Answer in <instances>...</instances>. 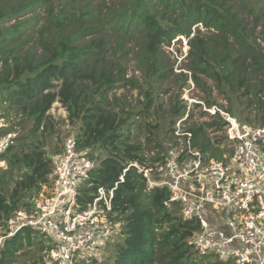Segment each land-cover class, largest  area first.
<instances>
[{"label": "trees", "instance_id": "obj_1", "mask_svg": "<svg viewBox=\"0 0 264 264\" xmlns=\"http://www.w3.org/2000/svg\"><path fill=\"white\" fill-rule=\"evenodd\" d=\"M36 9L43 15L37 16ZM27 12L33 13L30 19H18ZM35 18L43 20L34 38L39 53L33 46L24 47L32 38L28 27ZM10 20L15 22L3 25ZM178 36L187 38L186 61L181 67L187 72L173 73L172 64L163 57V46L170 47ZM109 49L113 57L106 60ZM131 49L141 80L125 77L122 58ZM0 62V103L15 107L31 122L27 135L4 154L7 168L0 169V228L15 209L36 197L46 184L51 157L45 151L44 136L53 128L47 112L59 101L68 119L79 121L74 136L78 147L88 149L97 160L80 199L87 201L98 187L118 183L112 198V219L122 223L121 237L110 249L111 261L104 264H153L156 260L160 264H202L206 260L194 256L189 243L198 223L182 219L176 204L169 208L164 205L169 196L167 188L147 189L142 175L133 166L126 167L147 160L152 165L161 159L164 146L152 133L156 125L147 118L153 110L157 113L153 109L158 101L155 93L170 76L175 77L177 90L169 97L166 111L171 132L175 120L186 111L179 96L188 77L205 93L207 105L214 103H210L209 81L218 93L226 94L225 98L231 94L236 99L246 96L243 103L253 106L255 119L264 125V0H115L110 4L0 0ZM55 81L56 91L52 90ZM125 84L138 88L143 101L137 111L121 109L117 115L109 107L107 94ZM226 111L235 114L231 106ZM134 124L150 131L144 144L156 154L149 159L143 153V143L133 140ZM210 127L224 134L219 115L188 125L186 130L191 132L195 147L220 158L222 149L216 144L222 141L206 134ZM96 150L102 158L93 155ZM34 236V232L23 229L7 238L0 246V264H11L25 246L37 244L40 251L47 248L41 241L36 243ZM38 263L42 264V259L29 264Z\"/></svg>", "mask_w": 264, "mask_h": 264}, {"label": "built area", "instance_id": "obj_2", "mask_svg": "<svg viewBox=\"0 0 264 264\" xmlns=\"http://www.w3.org/2000/svg\"><path fill=\"white\" fill-rule=\"evenodd\" d=\"M195 104L222 119L228 152L222 149L220 158H214L193 145L191 132L179 128L188 117L186 107L175 121L161 159L152 165L132 163L126 169L133 166L147 189L167 188L164 205L176 204L182 219L198 223L189 240L193 253L233 264H264V125L241 123L215 104ZM4 120L0 103V169L7 168L4 154L15 139L14 132L4 131ZM88 152L78 147L74 136L64 140L61 151L51 156L43 192L15 209L0 228V246L24 229L45 239L42 264L108 261L111 245L121 237L122 223L112 219L118 183L98 187L87 201L80 199L97 166Z\"/></svg>", "mask_w": 264, "mask_h": 264}, {"label": "rangeland", "instance_id": "obj_3", "mask_svg": "<svg viewBox=\"0 0 264 264\" xmlns=\"http://www.w3.org/2000/svg\"><path fill=\"white\" fill-rule=\"evenodd\" d=\"M82 1V0H81ZM93 3H107L110 4L112 1L115 0H91ZM37 16H42L43 12L42 10L36 9L35 12ZM33 16L32 12L22 13L18 19H30ZM33 23L29 25L28 32L32 34V38L27 42L28 46H33L35 50L39 53L40 48L34 43L35 38V31L40 27L42 23L41 18H35L32 20ZM15 20H10L9 22H6L3 24L4 26L13 24ZM200 27V25H199ZM260 27H256V33L259 31ZM193 32V28L191 29ZM192 33H190L189 36H191ZM179 38V39H178ZM187 38L185 36H178L176 37L170 47L163 46L164 52L163 57L168 63L172 64V72L177 73L179 71L187 72V70L182 69L183 62L186 61L185 55L187 54L188 46H187ZM263 46V44H261ZM133 50H129V53L127 56H123L122 60L125 62V77H132L134 79L141 80L142 79V73L141 71L136 67L135 60L132 58ZM112 50L109 49V51L106 53V60L112 58ZM1 66V62H0ZM56 85L52 87V90H58V86L56 82ZM175 77L170 76L165 82H162L160 86L157 88V93L155 95H158V101L155 103L153 109L157 110V113H155V110H153L152 115H150L147 118V121H149L152 125H156V128L151 129L152 133H154L157 136V140L162 143V145L165 147L167 143L171 142V128L168 124V117L166 115V111L169 108V97L176 94L177 90L175 87ZM209 85L212 86V90L210 93L211 100L214 101L215 105H218L220 108L226 110L229 106L233 108V111L235 112L234 116L238 119H241L240 122L244 124H255L259 125L257 119H255V110L252 105L250 104H244L243 102L247 99L246 96H240L238 99H236V96L234 95H228V98L226 94H220L217 92V90L213 87L211 81L208 82ZM179 96V99L182 100V104H184L188 108V117L179 123V128L184 129L187 128L188 125H192L194 123L200 122V121H211L214 119L215 116H211L208 112L203 113V109L201 105H197L195 103H199V101H202L205 105L206 102L203 99L204 92L200 91L192 80L188 77L187 81L182 84V89ZM108 100L110 101L109 107L113 108L115 113L117 115H120V110L126 111L128 109L132 111H137L141 106L140 102L143 101V95L139 91L138 88H134L129 84H125L123 86H118L114 88L113 90L109 91L107 94ZM249 97V95H248ZM197 105V106H196ZM211 105V104H210ZM4 109H5V120H4V131L8 132H14L15 139L14 143H16L17 139L20 137L26 136L28 133V130L31 126V122L29 120H26L23 118L19 113H17L15 107L7 108L8 104L3 103ZM124 113V112H123ZM121 114L124 116V114ZM186 113V111H185ZM47 115L50 116V120L53 122V128L50 135L45 134V141L47 142V145L45 146V151L48 153L49 157L53 156L55 153H58L61 151L64 140L69 136H75L77 133V129L79 126V121H73L71 122L68 119V112L66 108L59 102L55 101L49 108ZM186 117V115H185ZM184 119V118H183ZM176 121V120H175ZM176 125V123H174ZM42 129V128H41ZM150 133L149 130L145 129L144 126L134 124L132 126V136L133 140H138L141 143H143L144 149L143 153L144 155L149 159L151 156L155 155L156 152L154 149L149 148V145H145L144 138ZM206 134L212 138V140H215L216 136L218 139H221L222 143L216 144L220 146L223 151L228 152L229 146L226 143L225 137L223 136L222 131H212V128L206 129ZM222 135L224 138H222ZM154 136L153 138H155ZM40 138V136H38ZM223 139V140H222ZM153 144V143H152ZM150 144V145H152ZM151 149V150H150ZM93 155H96L100 158H102V153L99 151L92 152ZM149 162V160H147ZM43 192V187L41 191L38 193ZM37 195V196H38ZM34 195L32 194L30 198H32ZM29 197V196H28ZM23 207V206H19ZM1 231V230H0ZM34 235V234H33ZM33 240L36 241V243L39 244V242L44 243V238L36 234V236L33 237ZM120 238H118L117 241H119ZM116 241V242H117ZM37 245V244H35ZM35 245L30 247H23L18 250L16 253L17 256L14 258L11 262V264H29L32 261H37L40 259L45 258L46 251L44 250H38ZM112 248V245L110 249ZM110 252V256H111ZM194 256L200 259H206L203 260L202 264H208V260L210 263L216 262V257H210L211 259H208L207 257L198 256L196 252L193 253ZM208 259V260H207ZM108 261H111L110 257L108 258ZM209 263V264H210ZM153 264H160L159 260H156ZM219 264H233L231 260L222 261Z\"/></svg>", "mask_w": 264, "mask_h": 264}]
</instances>
